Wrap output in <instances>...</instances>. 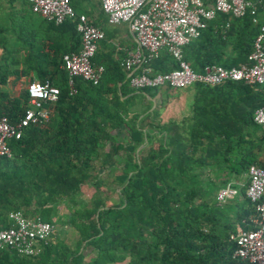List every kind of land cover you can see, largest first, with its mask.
<instances>
[{"label":"trees","instance_id":"obj_1","mask_svg":"<svg viewBox=\"0 0 264 264\" xmlns=\"http://www.w3.org/2000/svg\"><path fill=\"white\" fill-rule=\"evenodd\" d=\"M6 2L13 10L15 0ZM261 21L249 11L240 17L218 12L183 47L184 59L197 72L207 64H246ZM48 25L57 34L54 46H42L39 65L28 67L36 71L31 80L50 82L59 96L44 103L47 119L10 140L11 157L0 156V228L12 224L13 211L55 224L61 221L53 218L56 206L64 202L73 208L65 223L76 229L77 241L71 247L50 238L34 257L3 248L0 264H250L232 257V236L252 227L246 173L253 164L264 168V125L252 118L264 105V84L181 88L193 90L187 112L164 120L162 108L180 88L134 89L121 60L99 50L92 58L103 67L99 82L76 77L70 87L62 56L80 49V35L71 18ZM7 26L0 23V85L26 63L18 48H8ZM148 65L153 73L178 66L167 51ZM158 93L160 104L152 108ZM0 99H6L0 116L14 122L29 106L27 86L13 99L0 90ZM228 184L239 193L220 201ZM101 186L115 190L117 199L101 196ZM84 187L95 191L86 202L77 198Z\"/></svg>","mask_w":264,"mask_h":264},{"label":"built area","instance_id":"obj_2","mask_svg":"<svg viewBox=\"0 0 264 264\" xmlns=\"http://www.w3.org/2000/svg\"><path fill=\"white\" fill-rule=\"evenodd\" d=\"M30 9L55 24L66 19L75 21L81 39L80 49L63 54L62 68L67 72L68 84L73 87L76 77L96 84L103 67L92 62L99 42L105 38L104 31L93 24L87 15L77 13L71 0H26ZM102 9L111 24L126 22L136 37L135 48L128 50L121 60L130 87L134 89L167 86L186 88L195 83L217 85L226 81H245L264 84V2L263 0H100ZM250 12L261 18L258 34L254 40L246 64L224 67L207 64L202 71H194L183 56V47L197 38L207 21L216 13L234 17ZM167 51L177 62V68L167 72L153 73L148 62ZM29 106L14 122L6 115L0 116V156L11 157V139H19L26 127L47 119L50 110L44 103L58 100L59 88L50 82L30 80L27 83ZM253 121L264 125V105L253 112ZM246 196L254 207L250 217L252 227L240 229L232 236L235 243L233 258L250 264H264V168L250 165L247 170ZM236 190L228 184L218 193L224 201L234 196ZM12 224L0 228V250L9 248L18 256H37L55 228L54 224L40 219L25 217L21 211L8 215Z\"/></svg>","mask_w":264,"mask_h":264},{"label":"crops","instance_id":"obj_3","mask_svg":"<svg viewBox=\"0 0 264 264\" xmlns=\"http://www.w3.org/2000/svg\"><path fill=\"white\" fill-rule=\"evenodd\" d=\"M7 0H0L3 5L1 15V27L8 22V48L10 50L18 48V58L25 62H20L16 68L17 76L10 74L5 84L0 85V90L6 94L8 99L18 98L21 90L26 87L27 83L35 76L36 71L29 69L28 65L38 66L41 58V48L45 44L47 47L54 46L57 38L55 31L49 28V21L39 14L33 12L28 2L25 0H15L14 9H10ZM98 0H73V7L79 13L87 12L91 22L100 27L105 38L98 44L100 53L111 54L114 60H122L128 50L135 48L136 37L131 31L129 24L121 22L119 24H111L107 20L106 14L98 7ZM3 36V35H2ZM51 38L46 43V39ZM36 54V55H35ZM4 55V51L0 48V58ZM51 56V55H50ZM26 69V73H22ZM35 80V79H33ZM193 90L183 91L178 96V103L184 102L182 109L188 108L191 101L190 97ZM174 94V92H171ZM161 94L158 97L161 99ZM154 99V98H153ZM6 99H0L4 103ZM157 100H155V103ZM185 106V108H184Z\"/></svg>","mask_w":264,"mask_h":264},{"label":"rangeland","instance_id":"obj_4","mask_svg":"<svg viewBox=\"0 0 264 264\" xmlns=\"http://www.w3.org/2000/svg\"><path fill=\"white\" fill-rule=\"evenodd\" d=\"M77 13H79V12H77ZM181 91H182V89L178 90V92H181ZM157 96H158V94H157ZM154 99L157 100L156 103H157V105H159L160 104V98L154 97ZM177 101H178V96L172 97V98H169L168 100H166L165 106L162 108V112H161V118L162 119H164V120L167 118L180 119L184 115V113L187 112L188 108H186L185 110L182 109L184 102L180 101V103H178ZM184 108H185V106H184ZM119 137L121 139H123L124 136L121 135ZM99 173H100L99 175H102L103 171H100ZM242 183H243V181H242ZM100 188L104 192V193L101 192V196L103 194H105V196L109 195L108 197H112L114 199H117V195H116L115 190L109 189V187H106V186H101ZM236 189H237L236 191H237V195H238L239 187H237ZM108 190H109V193H107ZM93 193L95 194L93 187H87V188L84 187L82 189V191L79 193V195L77 196V198L79 200L86 202V200H88ZM229 200H231V199H229ZM63 204H64V202H61L60 204H58L56 206L57 211L55 213L56 215H54L53 218L54 219L60 218L61 221L54 224L55 230H54L53 234L51 235V240H49V241L54 243V242H57L58 240H60L61 242L65 243L71 247H74V245L77 241V236H78L77 231L71 224L65 223V221L67 219V215H71L73 213V208H71L69 210L67 205H63ZM78 205H79V203H78ZM112 264H127V260L120 262V263H112Z\"/></svg>","mask_w":264,"mask_h":264},{"label":"water","instance_id":"obj_5","mask_svg":"<svg viewBox=\"0 0 264 264\" xmlns=\"http://www.w3.org/2000/svg\"><path fill=\"white\" fill-rule=\"evenodd\" d=\"M152 100H153V106H152V108H153V107L155 106L156 103H155V99H152Z\"/></svg>","mask_w":264,"mask_h":264}]
</instances>
